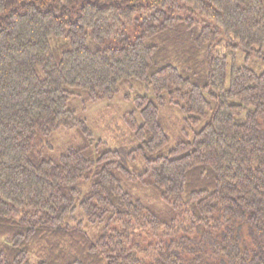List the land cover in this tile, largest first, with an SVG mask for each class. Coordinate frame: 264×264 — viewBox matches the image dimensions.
<instances>
[{
  "label": "trees",
  "instance_id": "trees-1",
  "mask_svg": "<svg viewBox=\"0 0 264 264\" xmlns=\"http://www.w3.org/2000/svg\"><path fill=\"white\" fill-rule=\"evenodd\" d=\"M134 85L112 150L74 102ZM0 264H264V0H0Z\"/></svg>",
  "mask_w": 264,
  "mask_h": 264
},
{
  "label": "rangeland",
  "instance_id": "rangeland-1",
  "mask_svg": "<svg viewBox=\"0 0 264 264\" xmlns=\"http://www.w3.org/2000/svg\"><path fill=\"white\" fill-rule=\"evenodd\" d=\"M242 61V60H241ZM255 70L260 71L258 64L253 63L251 65ZM138 86L125 87L122 94L115 98L111 102H105L95 106H84L82 98H76L74 105L80 110V116L88 120L89 125L94 130L96 136L99 139L107 142L109 148L112 150H131L135 145L133 143V135L128 129L126 117L127 114L133 110V106L123 99L125 94L130 93L135 95L138 92ZM143 94V93H141ZM165 120L171 136L172 145H174L177 138L180 136L182 128H184L183 116L176 108L169 111H165ZM81 140L76 132H60L52 138V145L54 155H60L66 148L74 146L80 143ZM131 171L135 172L138 169L143 170L144 165L141 160H136V164H128ZM121 183L125 188H128L130 192L140 198L145 205L156 212L167 223H170L173 219L178 218L172 210V207L167 203H164L155 191L148 187L149 181L146 180L145 185H139L128 182L121 178ZM182 220V219H181ZM86 230L92 236L99 233L100 228L90 227ZM147 239L143 237L142 240ZM36 263L37 261L34 260Z\"/></svg>",
  "mask_w": 264,
  "mask_h": 264
}]
</instances>
